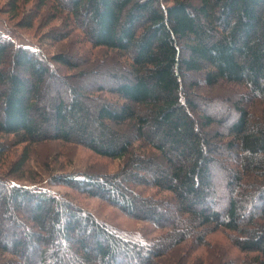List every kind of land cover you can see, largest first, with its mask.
I'll use <instances>...</instances> for the list:
<instances>
[{
	"label": "trees",
	"instance_id": "trees-1",
	"mask_svg": "<svg viewBox=\"0 0 264 264\" xmlns=\"http://www.w3.org/2000/svg\"><path fill=\"white\" fill-rule=\"evenodd\" d=\"M7 5L17 12V0ZM33 5L21 27L36 14L59 20L67 32L51 39L77 32L79 43L122 67L104 70L112 85L96 89L110 96L89 108L90 87L67 81L87 73L59 70L78 69L76 61L0 35V159L5 138L23 145L9 174L47 141L121 161L114 173L55 174L47 183L99 198L142 225L121 228L65 194L0 179V264H264V0ZM51 79L70 103L60 100L48 114L39 104ZM220 88L239 91L224 99L230 119L204 108L206 92Z\"/></svg>",
	"mask_w": 264,
	"mask_h": 264
},
{
	"label": "rangeland",
	"instance_id": "rangeland-1",
	"mask_svg": "<svg viewBox=\"0 0 264 264\" xmlns=\"http://www.w3.org/2000/svg\"><path fill=\"white\" fill-rule=\"evenodd\" d=\"M10 0H0V35L9 39L15 46L29 49L31 51L41 50L48 58L56 52H62L68 55L72 60L76 61L78 69L68 72L65 69H59L61 75L71 74L76 75L78 71L87 73L83 78H75L67 80L68 83L74 84L77 88L90 87L88 93L92 95L91 103H88L89 108H95L101 101L108 98L110 94L104 90L98 91L96 88L102 86L109 88L113 81L107 75H104L106 68H120L116 65L113 57H108L101 49L93 48L85 41L79 43L74 36L78 33H71V37L65 40L55 41L50 38L51 34L62 30L59 20L48 21L36 14L35 19L30 28H23L20 23L28 13L34 11V0H17L18 10L16 13H7L8 3ZM104 53V56H103ZM9 61L5 65V70L8 71ZM120 66V67H119ZM107 69V72L108 70ZM67 88L59 84L58 80H48L42 90V98L40 107H43L48 114H52V108L60 102L64 101L67 106L70 103L69 95L66 92ZM206 92V91H204ZM239 91L234 90V93L227 94L223 88L216 91L206 92L210 101L204 106L208 112L225 111L222 116L230 119V112L227 110L225 98L231 96L236 98ZM41 108V109H43ZM44 126H47L45 124ZM92 136H99L100 130L92 125L88 129ZM1 138V137H0ZM11 139H3L7 142L8 151H4L2 159H0V179L7 180L9 185L27 186V187H42L53 192L65 194L71 199L101 218H106L120 225L121 228L131 229L141 226L142 223H134L128 220L121 212L115 209L110 204L99 198H90L68 189L61 185H50L49 178L55 174H72L79 175L83 172H93L95 174L114 173L116 172L121 161L107 159L98 155L80 144H63L58 141H47L33 145L29 148V159L26 165L20 172L9 174L10 169L14 165V161L21 153L23 145H10ZM5 156V157H3ZM13 163V164H12ZM226 165V164H225ZM226 191H220L217 194L218 204L222 206L223 198L226 196ZM173 218L176 214L173 212ZM179 224V223H178ZM211 259L213 262L214 259ZM215 264V263H213Z\"/></svg>",
	"mask_w": 264,
	"mask_h": 264
}]
</instances>
